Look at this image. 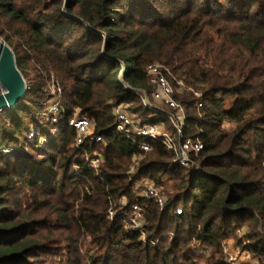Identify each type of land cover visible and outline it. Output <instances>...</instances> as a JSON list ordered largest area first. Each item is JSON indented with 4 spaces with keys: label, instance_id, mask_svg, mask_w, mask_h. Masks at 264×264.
<instances>
[{
    "label": "trees",
    "instance_id": "16d2710c",
    "mask_svg": "<svg viewBox=\"0 0 264 264\" xmlns=\"http://www.w3.org/2000/svg\"><path fill=\"white\" fill-rule=\"evenodd\" d=\"M0 37L27 82L22 100L0 111V147L15 146L0 153V264H231L223 241L242 226L252 246L237 244L264 264V0H0ZM155 62L204 92L200 108L193 93L175 95L183 136L204 143L199 170L176 164L162 142L138 137L152 147L143 152L117 131L114 106L127 102L136 118L177 134L124 83L151 96ZM52 75L64 94L56 123L47 120ZM77 109L102 142L76 145ZM31 130L45 142L26 145ZM92 151H102L98 172L79 160ZM146 179L164 189L165 206L135 195ZM123 196L144 207L147 241L108 216Z\"/></svg>",
    "mask_w": 264,
    "mask_h": 264
},
{
    "label": "built area",
    "instance_id": "2783aa9c",
    "mask_svg": "<svg viewBox=\"0 0 264 264\" xmlns=\"http://www.w3.org/2000/svg\"><path fill=\"white\" fill-rule=\"evenodd\" d=\"M147 73L149 76V82L153 85L151 96L146 90L141 89L138 93L142 96L145 104L153 112L164 113L174 124L177 129V134H173L166 128L163 122L159 123H147L141 118H136L129 110L130 103L120 102L114 106V113L117 119V131L123 136L130 138L131 140L139 143V149L143 152L151 150V145L148 142L141 141L138 137H149L156 141L162 142L166 148L175 154V163L180 164L188 169L189 172L199 170L200 165L194 159L201 150L204 148V143L200 138L184 137L183 128L186 120V112L182 103L176 98V94H183L184 92H191L199 98L198 108L203 105L204 92L200 89H196L191 85H188L182 78L176 77L171 68L161 62H155L148 66ZM3 91L0 85V93ZM50 104L48 107L47 120L53 123L59 122L62 107L63 88L61 83L52 75L50 80ZM172 109V111L170 110ZM1 111V110H0ZM70 126L75 130L76 145L80 148L82 144L91 139L96 143L103 141V138L95 133V123L85 114H80V109H77L75 114L69 120ZM38 138V139H37ZM27 144L38 140L41 144L45 142L46 138L43 136H37L35 130H31L27 135ZM25 145V146H26ZM15 146H2L0 147V153L10 154L14 151ZM143 157L142 154L134 155V162L136 163ZM102 151H92L83 153L80 155L79 160L87 163L88 167L99 171V165L102 161ZM135 163L130 167V172L135 169ZM74 168L77 171H81L82 166L75 164ZM81 173V172H80ZM85 179L89 180L82 174ZM82 190L88 193L93 192V186L81 184ZM135 195L138 197H144L147 199L155 200L161 207L165 206L168 200V196L164 189L154 183L152 180H142L136 182ZM176 214L183 212V207L178 206L175 209ZM108 216L111 219L121 218L124 220L125 227L129 230L139 231L144 241H147V224L145 209L138 201H133L129 197L123 196L117 200L114 206H111L108 210ZM245 227L238 229V236L243 239L245 246H252L250 242H246L243 238ZM225 246V259L231 264L235 263L234 254L228 251L226 242ZM199 252L208 256L210 255V248L206 245L199 244ZM238 255L239 247L236 246ZM246 252L248 258L256 259L253 264L259 263L260 259L256 256L252 250L246 248L243 249ZM243 253V254H244ZM252 255L255 257L253 258ZM241 264H248L243 261Z\"/></svg>",
    "mask_w": 264,
    "mask_h": 264
},
{
    "label": "water",
    "instance_id": "95a60500",
    "mask_svg": "<svg viewBox=\"0 0 264 264\" xmlns=\"http://www.w3.org/2000/svg\"><path fill=\"white\" fill-rule=\"evenodd\" d=\"M127 66L124 65L122 76ZM126 87L134 92L141 89L133 87L124 81ZM0 85L3 91L0 93V110L14 107L25 95L27 89L26 79L17 66L16 55L13 48L0 37Z\"/></svg>",
    "mask_w": 264,
    "mask_h": 264
},
{
    "label": "rangeland",
    "instance_id": "374dc122",
    "mask_svg": "<svg viewBox=\"0 0 264 264\" xmlns=\"http://www.w3.org/2000/svg\"><path fill=\"white\" fill-rule=\"evenodd\" d=\"M15 49L17 50V48L15 47ZM25 74H26V76L29 78V77H31L32 76V72L30 71V70H28L27 72L25 71ZM49 85H50V82H49ZM64 95V94H63ZM81 189H82V187L81 186H79ZM137 196V195H136ZM138 197V196H137ZM242 227H245V226H242ZM246 229H247V227H245ZM244 230L245 232H244V235H243V238L245 237V233H246V231L247 230ZM237 239H239L240 237L238 236V234H237ZM237 239L236 238H230V239H226V240H224V242H226V246H227V248H228V251L230 252V253H232V254H234V257H236L235 258V263L236 264H241V263H243V261H245V262H248V264H253V262H255L256 261V259H252V258H248L245 254H246V252L244 253V251L245 250H242L241 249V247H240V245L239 244H237L238 242H237ZM246 242H247V244H248V242L249 241H247L246 240ZM236 246H238L239 247V252H238V255H236V252H237V249H236ZM212 252V249L210 248V253ZM200 253V252H199ZM244 253V254H243ZM201 254V253H200ZM204 255V254H203ZM204 256H206V255H204ZM209 256V255H208ZM225 256H226V253H225ZM252 257L253 258H255L253 255H252Z\"/></svg>",
    "mask_w": 264,
    "mask_h": 264
}]
</instances>
